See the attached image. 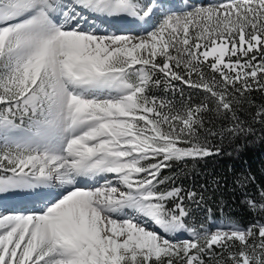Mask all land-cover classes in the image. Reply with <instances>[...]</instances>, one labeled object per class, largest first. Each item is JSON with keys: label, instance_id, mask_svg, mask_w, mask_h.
<instances>
[{"label": "snow or ice", "instance_id": "1", "mask_svg": "<svg viewBox=\"0 0 264 264\" xmlns=\"http://www.w3.org/2000/svg\"><path fill=\"white\" fill-rule=\"evenodd\" d=\"M253 92L264 0H0V264H264V219L197 226L164 175L215 154L209 113L264 124Z\"/></svg>", "mask_w": 264, "mask_h": 264}, {"label": "trees", "instance_id": "2", "mask_svg": "<svg viewBox=\"0 0 264 264\" xmlns=\"http://www.w3.org/2000/svg\"><path fill=\"white\" fill-rule=\"evenodd\" d=\"M179 86L184 89L185 97L191 94L196 102L203 95L202 92ZM251 96L256 104L264 103V95L261 93L253 92ZM179 99L177 92L176 100ZM254 112V107L245 104L237 113L240 120L245 122L243 127L251 126V133L239 132L223 136L219 130L232 123L230 116L216 117L209 113L211 124L218 133L208 137V143L215 154L200 159L174 161L171 169L164 170V175L174 176L177 185L198 194L203 193L204 203L199 206L189 204L190 220L197 226L204 225L209 229L215 222L247 226L264 219V211L252 210L246 202L248 199L259 201V191L264 188V124L252 120ZM216 149H219L218 153Z\"/></svg>", "mask_w": 264, "mask_h": 264}, {"label": "bare ground", "instance_id": "3", "mask_svg": "<svg viewBox=\"0 0 264 264\" xmlns=\"http://www.w3.org/2000/svg\"><path fill=\"white\" fill-rule=\"evenodd\" d=\"M114 25V24H113ZM115 27H116V25H114ZM137 26V25H136ZM117 28V27H116ZM132 28H134V27H132ZM13 197V199L12 200H8L9 199V196L8 197H4V201H3V208H5V206H6V208H10V206H9V202H10V205L14 208V207H16V206H19L18 205V202L22 199L21 197H18V198H14V196H12ZM8 200V201H7ZM8 203V204H7ZM4 204H6L5 206H4Z\"/></svg>", "mask_w": 264, "mask_h": 264}, {"label": "rangeland", "instance_id": "4", "mask_svg": "<svg viewBox=\"0 0 264 264\" xmlns=\"http://www.w3.org/2000/svg\"><path fill=\"white\" fill-rule=\"evenodd\" d=\"M132 26V25H131ZM130 26V27H131ZM132 29H135V28H132ZM6 197H8V196H6ZM10 197V196H9ZM14 198H18V197H16V196H14ZM3 201H4V199H3ZM8 204V203H7ZM6 204H4V206H5ZM12 205V204H11ZM10 205V203H9V206H10V208L9 209H11V208H13L12 206ZM17 207V206H16ZM5 208H6V206H5ZM220 225H224V224H221V223H214L213 225H211L210 226V228H209V230L210 231H214V230H216V228L218 227V226H220ZM185 236H187L186 238H188V234L187 233H185L184 234Z\"/></svg>", "mask_w": 264, "mask_h": 264}]
</instances>
